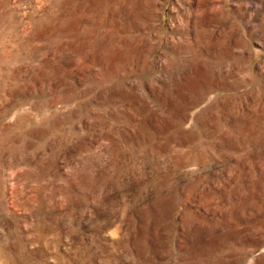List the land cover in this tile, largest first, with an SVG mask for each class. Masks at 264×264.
<instances>
[{"label":"rangeland","instance_id":"rangeland-1","mask_svg":"<svg viewBox=\"0 0 264 264\" xmlns=\"http://www.w3.org/2000/svg\"><path fill=\"white\" fill-rule=\"evenodd\" d=\"M0 264H264V0H0Z\"/></svg>","mask_w":264,"mask_h":264}]
</instances>
